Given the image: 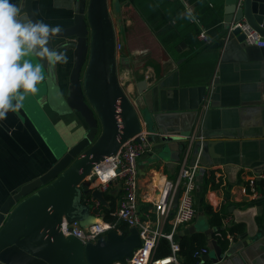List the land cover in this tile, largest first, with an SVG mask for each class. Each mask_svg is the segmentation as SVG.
I'll use <instances>...</instances> for the list:
<instances>
[{
	"label": "crops",
	"instance_id": "obj_1",
	"mask_svg": "<svg viewBox=\"0 0 264 264\" xmlns=\"http://www.w3.org/2000/svg\"><path fill=\"white\" fill-rule=\"evenodd\" d=\"M185 1L202 24L209 25L205 27L207 44L195 37L200 29L180 0H126L120 6L115 0V11L107 12L115 43L116 84L135 111L138 129L148 134L151 148L139 160L140 214L162 233H171L178 203L175 198L168 216H158L156 203L163 181L177 184L184 167L198 164L196 216L174 232V239L206 235L214 229L213 238L223 257L218 264H264V188L260 182V195L254 196L248 187L250 178L264 176V64L248 59L245 43L226 38L225 0H201L199 6ZM13 3L26 15L25 0ZM77 7L78 0L33 3L39 21L61 28L72 25ZM48 47L66 52L68 62L54 67L45 63L39 91L26 95L24 107L0 121V206L23 185L46 173L87 131L80 115L65 108L75 39L50 38ZM29 58L43 63L38 57ZM189 88H205L203 102L196 111H181L180 105L190 108L197 99V93L194 98L184 94ZM160 130L180 139L162 150L157 147L164 136ZM198 142L206 148L197 150ZM82 185L84 193H89L98 188V180L87 176ZM106 193L115 200L106 201ZM103 194L106 205L98 201L100 206L83 219L86 227L108 221L104 209L119 207L121 184H109ZM214 222L234 240L219 242V227ZM233 227H239L240 233H231ZM128 229L130 235L133 228ZM206 238L205 255L210 259L202 255L196 264H214L212 258L217 257L212 239Z\"/></svg>",
	"mask_w": 264,
	"mask_h": 264
},
{
	"label": "water",
	"instance_id": "obj_2",
	"mask_svg": "<svg viewBox=\"0 0 264 264\" xmlns=\"http://www.w3.org/2000/svg\"><path fill=\"white\" fill-rule=\"evenodd\" d=\"M33 3L34 0H25L23 13L35 22L39 20ZM225 4L226 25L245 20L264 37V0H225ZM61 29L50 38L75 39L74 67L65 108L80 115L87 131L46 173L23 185L0 206V264L123 263L142 245L136 228L127 237L110 232L85 247L62 232L64 219L79 220L86 227L83 219L91 207L83 199L88 194L106 205L102 191L84 193L82 183L94 167L115 154L123 142L140 130L134 109L122 98L116 84L114 41L105 0H78L72 25ZM235 38L244 43L245 37L239 31L235 32ZM245 52L250 61L264 64V48L247 46ZM205 91V88L184 90V94L190 93L193 98L197 93V99L190 108L180 105V110H198ZM159 134L165 133L160 130ZM178 139L164 135L157 147L166 150L170 142ZM201 146L198 142L197 150ZM178 198L179 191L176 203ZM215 232L208 230L206 235L212 239L217 254L212 261L218 264L223 257L213 238ZM209 257L202 256L206 260Z\"/></svg>",
	"mask_w": 264,
	"mask_h": 264
},
{
	"label": "built area",
	"instance_id": "obj_3",
	"mask_svg": "<svg viewBox=\"0 0 264 264\" xmlns=\"http://www.w3.org/2000/svg\"><path fill=\"white\" fill-rule=\"evenodd\" d=\"M180 1L191 17V22L200 29L198 34L199 40L207 44L209 42L208 30L202 24L201 20L195 16L193 7L185 0ZM226 30L227 39L235 37V32L239 31V34L244 35V43L247 46L264 48V37L245 20L232 21L226 25ZM117 50L120 51L121 46L118 45ZM202 107L203 110L207 109V105L205 104ZM202 148L201 146L200 149ZM148 149V134L139 132L123 142L117 152L104 161V163H107V166H103L102 172L100 166L104 164L103 162L91 170L88 178H96L98 180L97 189L102 192L109 190V184H121L123 190L122 200L119 207L111 214L114 218L112 221H99L87 227H82L79 220L68 221L64 219L62 222L64 236L74 237L79 246L85 247L88 243H97L99 239L110 232L122 234L119 225L124 223L129 228H136L138 230L142 245L134 251L131 259L127 258L123 263L119 262L115 264H180V245L174 241L173 234L179 227L188 225L195 219L197 175L200 167L198 164L191 167H184L177 184L166 179L163 181L161 195L156 203L158 216H168L178 191L179 198L177 210L172 219V232L168 234L162 233L159 229L154 228L149 221L143 220L140 214L139 160L148 152ZM260 182L263 184L262 187H264L263 175L248 180L249 190L254 196L260 195L258 190ZM88 204L91 210L93 208L97 209L100 206L98 201L92 204L88 200ZM218 237L221 239L225 238L229 242L234 240V237L230 233L225 234V236L218 233ZM162 238H166L171 242L172 252L168 257L157 259L154 255L159 241ZM207 253L208 249L202 248L196 251L194 257L199 259Z\"/></svg>",
	"mask_w": 264,
	"mask_h": 264
},
{
	"label": "clouds",
	"instance_id": "obj_4",
	"mask_svg": "<svg viewBox=\"0 0 264 264\" xmlns=\"http://www.w3.org/2000/svg\"><path fill=\"white\" fill-rule=\"evenodd\" d=\"M61 31L59 25L21 15V7L13 0H0V121L22 109L26 95L39 91L45 63L54 67L68 62L66 52L48 47L50 37ZM30 56L43 63H33Z\"/></svg>",
	"mask_w": 264,
	"mask_h": 264
},
{
	"label": "trees",
	"instance_id": "obj_5",
	"mask_svg": "<svg viewBox=\"0 0 264 264\" xmlns=\"http://www.w3.org/2000/svg\"><path fill=\"white\" fill-rule=\"evenodd\" d=\"M125 1L118 0V2H125ZM190 1L194 2L197 6H199L203 3L201 0H190ZM212 9L216 13L219 12V7H216L215 5L213 6ZM203 12L204 11H202V13ZM216 21H218V20H216ZM204 26L206 28H208L209 25H207V23L205 22ZM198 34H199V31H197L195 33V37H197ZM262 193H264V192H262ZM90 199H92V196H91V194H88L86 197H84L83 202L88 203V200H90ZM105 199H106V201H112V200H115V197L110 196L106 193ZM104 210H105L106 220L112 221L114 218L111 216V214L115 212V207L111 206V208H109V209L105 208ZM207 210H208V212H210V215L212 217L216 218V214L211 212V210L209 208H207ZM214 225H217L219 227L218 233H221L223 236H225V232L221 228L220 223H218V224L215 223ZM119 229L122 231V234L124 237H127L129 235V229H128V226L126 224H124V223L120 224ZM229 231L231 233H234V234L238 233V232L240 233L239 227H233ZM206 240H207L206 235L203 233L194 234L190 237H183V238L178 239V240L174 239V241H176L180 245L179 257H180V259H182L181 264H196L198 262V259L195 258L194 255H195L196 251L204 248ZM218 240H219V242H221L222 240H226V239L220 238ZM226 241H228V240H226ZM171 252H172L171 242L169 240H167L166 238H162L159 241V244H158V247L155 251L154 257L157 259L165 258V257L170 256Z\"/></svg>",
	"mask_w": 264,
	"mask_h": 264
},
{
	"label": "rangeland",
	"instance_id": "obj_6",
	"mask_svg": "<svg viewBox=\"0 0 264 264\" xmlns=\"http://www.w3.org/2000/svg\"><path fill=\"white\" fill-rule=\"evenodd\" d=\"M115 0H105V7H106V12H114L115 11ZM116 4H118L120 6V3L117 2L116 0ZM87 9H89V5L87 6ZM108 16V15H107ZM114 16V15H113ZM117 22V20H115ZM121 43V42H120ZM122 44V43H121ZM115 46V43H114Z\"/></svg>",
	"mask_w": 264,
	"mask_h": 264
},
{
	"label": "bare ground",
	"instance_id": "obj_7",
	"mask_svg": "<svg viewBox=\"0 0 264 264\" xmlns=\"http://www.w3.org/2000/svg\"><path fill=\"white\" fill-rule=\"evenodd\" d=\"M104 163V162H103ZM102 166H100L101 172H102V168L103 166H107V163L105 162L104 164H101Z\"/></svg>",
	"mask_w": 264,
	"mask_h": 264
}]
</instances>
